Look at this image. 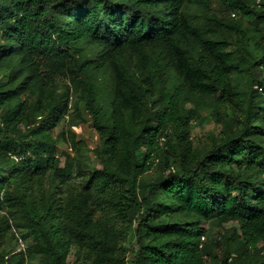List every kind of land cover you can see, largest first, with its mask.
<instances>
[{"label": "trees", "instance_id": "trees-1", "mask_svg": "<svg viewBox=\"0 0 264 264\" xmlns=\"http://www.w3.org/2000/svg\"><path fill=\"white\" fill-rule=\"evenodd\" d=\"M195 5L205 24L187 13ZM235 13L264 48V8L247 0H0V264H126L129 235L130 264H264L251 248L264 241V53L239 68L221 37L246 39ZM240 70L241 127L196 145L187 97L220 116ZM71 104L99 133V167L57 156L60 139L82 148L54 137L83 122ZM156 167L164 176L143 180ZM209 223L234 225L216 240Z\"/></svg>", "mask_w": 264, "mask_h": 264}, {"label": "rangeland", "instance_id": "rangeland-1", "mask_svg": "<svg viewBox=\"0 0 264 264\" xmlns=\"http://www.w3.org/2000/svg\"><path fill=\"white\" fill-rule=\"evenodd\" d=\"M251 6H254L258 10H262L264 8V0H247ZM187 13L191 15L192 20L195 23L205 24V13L200 7L197 5L191 6L187 8ZM212 13L223 15L222 7L216 3L212 6ZM236 15H231L232 19L239 23L243 29L246 31V39L244 41L240 40L239 36L234 34L232 31H226L221 35L222 38H226L229 42L228 50L234 52V56L236 61L239 63V68H243L242 63L246 62H254L255 57H260L264 53V48L259 42V37L257 35L256 30L253 27L252 19L249 17H242L240 14L235 13ZM242 43H244L246 47V52L241 54L244 56L242 58L240 56V48ZM83 53L93 56L96 54L97 50L95 48H85L82 51ZM260 74L262 78H264V71L260 68ZM259 73V71H258ZM3 72L0 71V78L2 77ZM108 75H102L97 78V91L98 98L103 103H108V94H109V84H108ZM231 86L234 87V90L239 95L232 96V100H227V102L219 105L220 108V116L214 112V108L201 107L200 102L197 100L198 96L190 95L187 97L185 101V107L187 109L198 108V113L200 117L193 120L191 122V133L192 138L196 145L199 146H210L212 143L217 142L223 136L224 131L227 130H237L241 127V118L243 116V111L246 108L245 102L242 100L241 94L249 91V83H248V75L245 71H239L235 73L231 78ZM78 101H72L71 103H76ZM81 103V102H79ZM72 105V104H71ZM69 111L73 112L76 119H80L83 117V122L79 124L69 127L67 124H62L54 131V137L59 138V134L62 131H65L66 136L72 140L74 138L75 141L82 143V148L79 152H76L71 145L60 139L57 141V156L60 161H64L67 156H75L76 154L82 161L83 167L88 170L93 167H99L100 163L96 158L95 150L101 144V139L98 131L93 125L92 119L90 115L84 110L83 105L79 107V110L74 108V104L69 107ZM20 133H26V128L24 125L20 126ZM74 136H73V135ZM164 176L162 171L157 167L151 171L150 173L143 176V180H157L160 177ZM234 224H224L219 226L217 224H207L209 229V237L212 239H221L222 236H228L232 226ZM26 245V244H25ZM128 252L126 254V264H130L133 259V251L136 249L135 240L132 235H129L126 239L125 243ZM251 248L253 249H261L264 248V241L261 239H257L254 243H252ZM75 256H71L69 258V264H75ZM81 264V263H76Z\"/></svg>", "mask_w": 264, "mask_h": 264}]
</instances>
